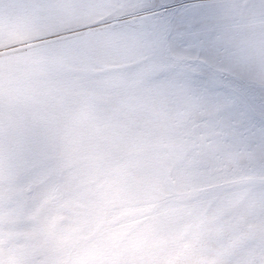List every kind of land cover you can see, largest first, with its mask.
Masks as SVG:
<instances>
[{
	"label": "snow or ice",
	"instance_id": "6c2138e0",
	"mask_svg": "<svg viewBox=\"0 0 264 264\" xmlns=\"http://www.w3.org/2000/svg\"><path fill=\"white\" fill-rule=\"evenodd\" d=\"M0 264H264V0H0Z\"/></svg>",
	"mask_w": 264,
	"mask_h": 264
}]
</instances>
